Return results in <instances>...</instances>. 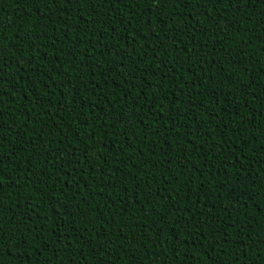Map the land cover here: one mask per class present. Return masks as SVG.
<instances>
[{
	"label": "trees",
	"instance_id": "16d2710c",
	"mask_svg": "<svg viewBox=\"0 0 264 264\" xmlns=\"http://www.w3.org/2000/svg\"><path fill=\"white\" fill-rule=\"evenodd\" d=\"M262 25L264 0H0V264H264Z\"/></svg>",
	"mask_w": 264,
	"mask_h": 264
},
{
	"label": "snow or ice",
	"instance_id": "6c2138e0",
	"mask_svg": "<svg viewBox=\"0 0 264 264\" xmlns=\"http://www.w3.org/2000/svg\"><path fill=\"white\" fill-rule=\"evenodd\" d=\"M160 2H161V0H151V3H153V4L160 3ZM262 26H264V25H262ZM3 183H4V181L2 179H0V190H3ZM0 227H2V225H0ZM101 255H103V253H101Z\"/></svg>",
	"mask_w": 264,
	"mask_h": 264
}]
</instances>
